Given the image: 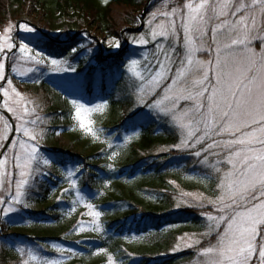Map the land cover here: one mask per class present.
<instances>
[{
	"label": "snow or ice",
	"instance_id": "6c2138e0",
	"mask_svg": "<svg viewBox=\"0 0 264 264\" xmlns=\"http://www.w3.org/2000/svg\"><path fill=\"white\" fill-rule=\"evenodd\" d=\"M149 16L148 30L132 36L130 42L140 48L153 43L154 50L149 55L141 51L140 58H135L134 50L124 64L137 105L149 110L134 111L130 117L132 135H139L138 118L150 120L155 116L156 120L170 124L180 135L179 143L173 148L188 152L197 158L196 163L210 170L202 179H212L215 174L219 191L215 199L193 197L195 202H189L188 207L201 210L205 231L199 237L192 234L179 239L183 246L195 248L204 258L199 264H264V0H161ZM17 28L34 34L33 39L38 37L37 30L26 23ZM11 31L9 26L0 36V81L9 85V88L0 85V90L5 97L10 91L13 95L15 106L6 103L5 107L19 122L14 131L21 138L12 142L11 157L7 156V149L0 152L3 157L0 169H5L7 163L12 165V170L0 171L3 217L19 212L21 209L16 205L24 209L31 206L29 200L36 187V176H47L42 166L54 163L39 148V140L43 138L39 125L44 121L36 114L35 107L29 110L26 106L36 102L22 97L6 76V65L15 70V62L25 58L39 65L43 61L36 58L44 54L27 42L17 45ZM108 44L116 49L122 46L118 39H110ZM14 48H18L19 56L13 52ZM69 51L76 54L78 49L70 46ZM87 52L91 53L92 49L88 47ZM44 59L53 71L79 76L72 63L75 56L64 60L44 56ZM36 72L43 75L38 67H29L21 75ZM38 81L39 76L32 79L33 83ZM78 87L84 84L78 82ZM71 104L75 109L72 118L79 128L93 140L99 139L102 130L94 128L90 117L102 111L107 101L89 107L73 99ZM29 116L34 118L28 119ZM131 138L124 137L125 141ZM108 147H113L111 142ZM117 155L112 151L109 159ZM82 169L83 165H75L64 172L70 187L75 189L74 204L85 199L77 179L73 178L82 176ZM209 205L215 214L205 210ZM85 206L94 220L101 217L102 212L93 204ZM83 230L81 222L78 231ZM93 230L101 231L100 225L95 224ZM182 245L178 243L174 251ZM17 251L21 257H27L21 264H61L37 255L33 249ZM108 264H116L113 257H108Z\"/></svg>",
	"mask_w": 264,
	"mask_h": 264
},
{
	"label": "rangeland",
	"instance_id": "374dc122",
	"mask_svg": "<svg viewBox=\"0 0 264 264\" xmlns=\"http://www.w3.org/2000/svg\"><path fill=\"white\" fill-rule=\"evenodd\" d=\"M160 3L161 0H151L144 16H141L140 14L137 15L134 28L132 29L135 30L140 27L138 32L124 33L123 36L120 35L118 37L102 38L95 36L84 26L83 20L72 11H69L68 14H65L64 16L54 17L53 21H48L47 18H44L41 15H33L34 12L29 15L27 13L29 11L28 7L24 6V8L19 9V5L17 4L9 10V13L4 18L0 19V36L4 35L5 29L12 26L10 35L17 45L21 41L27 42L30 47H34L35 50L41 51L46 57L64 60L65 57L75 56L72 63L76 68L78 67V62L81 60H84V64H87V66L95 67L97 65L96 61L98 57L103 61L107 60L113 64L117 63V66L121 71L120 73H122L123 81H121V79L118 80V73L114 72L113 75L116 76L114 78V87L118 88L125 85L124 94H121L122 92H120L119 89L112 90V92H106L108 93L107 96H111V100L105 98L106 100L98 99L90 101L80 94L81 89L83 90V88L78 87V82L85 84L83 78L76 77V73L72 72L64 73L53 71L49 61L45 60L44 56L36 58L43 61V63L39 65L27 62L26 58L19 59L15 62V70L6 65V76L8 79L12 80V87H14L26 100H34L36 102L35 105L27 104L26 106L29 110L35 107L36 114H38L44 121V123H40L39 125V127L43 129V138L39 140V148L44 157L50 159L54 163L50 166H42L43 170L48 173L47 176H36L37 183L36 187L31 191V197L29 200L31 206L29 208L24 209L21 205H16L17 208L21 209L19 212L11 213L9 217H3V215L0 214V264H21L22 259H26L27 257H21V254L17 251L19 248H24L26 250L33 249L37 255L47 259L60 261L61 264H64L71 258L78 257L77 253L79 252L84 253L83 249H89V252H87L89 255H86V261L88 264H108L109 256L113 257L116 264H128L135 260L136 254L133 253V251L140 246L141 242H144L145 240L147 241L149 237V234L136 233L135 231L137 224H139L143 218L141 215L131 217L122 233L123 239L119 241L121 242L120 247L122 249L119 248L114 251H110L109 245H112L114 242H111L110 239H114V235L117 233V227L108 230V224L114 219L122 217L123 213L127 210L134 209L132 208V205H135V202L141 203L145 207H149L151 204L161 202V200L164 201L166 195H168L169 201L171 202V208L167 213H196L199 214V217L198 224H192L193 229L184 228V230L174 238L170 243L169 252H164L159 255L166 253H194L196 255V260L190 264H199V261L204 259L198 255L195 248H187L183 246L179 238L182 236H190L192 234H196V236L199 237V234L205 231V220L201 215V210L194 207H188V203H194L195 201H193V197L198 196H204L211 199L216 198L219 191L216 188L217 180L215 174L212 179H202L204 174L210 170L196 163L197 158L188 154L186 151H178L173 148V146H164L156 153H167V155L171 157L172 163L175 162L176 157L181 155L179 156L180 158L176 160V165L170 167V169H172L170 171L178 169L182 176L181 178H183L184 181L196 185L198 189L211 188L207 191L212 194L211 196L194 191L186 192L181 190L180 186L177 187L174 182L169 181L167 182L168 185L158 193H151L146 191V189H141L143 191H140V196H135V199H132V197L130 198L129 196L130 186L127 184L131 183V180L129 181L125 178L128 181H124L122 180L124 178L123 176H120L121 180L116 178L111 180L109 176H102L100 172H97L99 177H96L94 180L99 182V186L95 189H91L88 183H85V174L86 167L89 168L92 164V159L86 158L88 152H83L84 148L81 144L73 143L72 139L69 137L70 135L67 133L69 131V128L67 127L68 124H71L70 126L75 130L82 131L77 122L72 118L75 109L71 104V100L79 99L89 107L92 106V104L107 101V106L103 108L102 111L92 113L90 118L94 121V128L102 130L100 137L97 140L108 138V143L111 142L113 145L112 148L107 147L108 152L105 156L107 165H102L108 172L109 170L113 171L115 161L119 158L118 156L122 152L121 149L128 145L136 135H132L133 130L131 129L127 131L120 129L122 130L121 133H118V130L109 132L107 127H110L111 125L106 124L109 123L107 121L118 117L124 118L126 114L130 113V110L127 112L126 110L124 112L122 110H114L111 103L113 104L115 101L125 98L129 99L133 104V111H149L147 108L137 105L136 97L133 95L129 86L130 74L126 72L124 64L128 61L134 50L136 52L135 58H140L141 51L145 55H149L151 51L154 50L153 43H149L143 48H140L132 45L130 40L132 36L144 33L148 30V21L150 19L149 13L154 11ZM25 23L33 26L37 30V39H33L34 34L25 33L17 28V25ZM110 39H118L122 45L121 48L116 49L110 47L108 44ZM44 42H50V44L46 46ZM255 43L258 47L259 41H256ZM81 44L86 47L80 48L79 46ZM48 46L63 47L65 48V54L60 56L50 54L47 48ZM70 46L76 47L78 52L76 54H71L69 51ZM88 47L92 49L91 53L87 52ZM13 52H16L17 56H19L18 48H14ZM32 55L34 56V52ZM9 56H11V53H9ZM8 63L11 64L12 61H9ZM29 67H38L41 72H43V75H41L40 72L28 73L26 76L21 75V73L27 72ZM36 76H39V81L33 83L32 79ZM95 79L94 87L97 94H99V89L96 85L98 84V80H102L101 74H96ZM107 79L110 80L109 75L107 76ZM43 83H47L49 87L44 85L45 88H40V85ZM0 85H3V88H9V85L4 81H0ZM57 93L61 94L58 95ZM0 96V117L3 118L0 119L1 152L12 133L11 125L5 114L9 115L12 119L14 129L18 126L19 122L16 120L13 113L8 111L5 107L6 103L15 106L11 91L9 96L5 97L3 91L0 90ZM64 98L67 99V101L64 100ZM15 99L19 100V98ZM24 106V103L21 102L20 107L23 108ZM54 108L57 110H54ZM27 118L31 119L34 117L29 116ZM152 118H155V116ZM6 124L7 128L5 127ZM137 130L139 131V129ZM174 130L175 132H173V134L175 138H177L176 144H178L180 141V135L178 130L175 128ZM57 131L60 132L59 135L56 134ZM82 133L88 135L84 131H82ZM106 133L108 135H106ZM13 134L14 135L6 148V154L8 157H11L12 155V142L21 138L19 132L14 131ZM126 135L131 136V140L125 141L124 137ZM88 136L91 137L90 135ZM117 136H119L118 140L116 139ZM24 139H27V137H24ZM165 149L166 151H164ZM112 151H116L118 155L109 159V155ZM73 153L77 154L75 158L71 156ZM2 158L3 157H0V159ZM75 165H83V175H78V178H73L77 179V186L80 188L85 199L84 201H79L74 204L73 201L77 200L75 189L70 187L69 182L65 179L64 172L66 168ZM5 169L12 170L11 163H7ZM5 169H0V171H4ZM114 175L117 176V173ZM12 178L16 179L18 177L13 176ZM119 181H122L124 185H117ZM65 189H68V191L66 192ZM184 193L190 195L186 196ZM0 195H3V193L0 192ZM129 198L131 200H129ZM86 203L93 204L96 210L102 212V215L98 220H94V218L89 215L88 208L85 206ZM178 204L180 207H177ZM205 210L213 211L214 213L211 205ZM49 217H56L58 223L63 221L64 226L61 228L54 226H44L40 228L38 225L48 224V222L45 221L49 220ZM38 220H41L42 222L37 223L36 225L35 221ZM81 222H83L84 230L78 231ZM95 224L100 225L101 231L93 230ZM175 229L178 230L180 227L176 225L168 226L161 229L159 233L167 235ZM35 230L39 231L37 235H33L32 233V231ZM189 231L191 232L189 233ZM87 239L89 241H98L101 239L100 241L109 243L101 245L98 242H89ZM178 243L182 246L179 250L174 251V248H176ZM203 243L206 244L207 240L205 239ZM201 246H203V244ZM57 249H62L64 251L60 252L57 251ZM99 249H104L105 251H98ZM130 249L133 250L132 253L126 255L123 252V250L129 251ZM83 256L84 255L80 256V258ZM32 264H35V262H32Z\"/></svg>",
	"mask_w": 264,
	"mask_h": 264
},
{
	"label": "trees",
	"instance_id": "16d2710c",
	"mask_svg": "<svg viewBox=\"0 0 264 264\" xmlns=\"http://www.w3.org/2000/svg\"><path fill=\"white\" fill-rule=\"evenodd\" d=\"M146 1L147 0H0V19L4 18L9 13V10L17 4L19 5V9L24 8V6L28 7L29 11L27 13L29 15L34 12L33 15H41L47 18L48 21H53L54 17L64 16L68 14L69 11H72L83 20L84 26L95 36L102 38L118 37L124 29L134 28L137 15L142 13ZM125 33L128 34L129 32L125 31ZM44 44L47 46L50 42H44ZM47 48L50 54H54L55 56L65 54V48L63 47L48 46ZM96 64L95 67H90L84 64V60L78 62L77 71L79 76L76 75V77L83 78L85 81L81 93L91 95L95 89V75L101 74L102 80H98L96 86L101 94L100 96L90 99V101H94L97 98H107V100H111V96H107L106 92H112V90L115 89H119L120 92H122L121 94H124L125 85L118 88L108 87L109 84H115L114 78L116 76L113 75L114 72L118 73V80L121 79V81H123L122 73H120L121 71L117 63L113 64L107 60L103 61L98 57ZM108 75L111 81L107 79ZM44 85L48 86L47 83H43L40 85V88H45ZM111 105L116 111L122 110L124 112L126 110L127 112L130 110V113L126 114L124 118L118 117L107 121L109 123L106 124L111 125L107 127L109 132L118 130V133H121L122 130H132V120L130 117L133 116L134 111L133 104L129 99L123 98L115 101L113 104L111 103ZM54 110L57 109L54 108ZM136 123L137 129H139V135L121 149L122 152L115 161L113 171L109 170V172L102 166L107 165L105 156L108 152L107 147L109 139L103 138L101 140H93L88 135L82 133V131L75 130L70 126L71 124L67 125L69 128L67 133L70 135L69 137L72 139V142L81 144L84 148L83 152H88L86 158L92 159V164L89 168L86 167L85 174V183H88L91 189H95L99 186V182L94 180L96 177H99L97 172H100L102 176H109L111 180L114 178L121 180L120 176L124 177L122 179L124 181L131 180V183L127 184L130 186L129 196L130 198L132 197V199H135V196H140V191H143L141 189H146V191L151 193H158L168 185L167 182L169 181L174 182L177 187L180 186V189L186 192L194 191L210 196L212 195L207 192L211 188L198 189L196 185L184 181L178 169L170 171L172 170L170 167L176 165L175 162L181 155H177L178 157H176L175 162L172 163L171 157H169L167 153H156L164 146H173L176 144L177 138H175L173 134L175 130L170 124L165 123L162 119L156 120L155 118L150 120L138 118ZM106 135L108 134L106 133ZM76 155L77 154L73 153L71 156L75 158ZM115 173H117V176L114 175ZM117 185L123 186L124 184L122 181H119ZM130 198L129 200H131ZM135 203V205H132L134 209L127 210L123 213L122 217L114 219L108 224V230L117 227V233L114 235V239H110L111 242L114 241L112 245H109L110 251L118 250L119 248L122 249L120 247L121 242L119 241L123 239L122 233L129 223V220L131 217L141 215L143 220L137 224L135 231L136 233L149 234V237L147 241L141 242L136 250H123L126 255L132 253V251L136 254L135 260L128 264H190L196 260V255L194 253L159 254L169 252L170 243L184 230V228L193 229L192 224H198L199 214L167 213L171 208L168 195H166L164 201L161 200V202L151 204L149 207H145L141 203ZM57 221L56 217H49V220L45 221L48 222V224L38 226L40 228L44 226L61 228L64 226L63 221H61V223ZM35 222L37 225V223L42 221L38 220ZM174 225L179 226L180 229H175L167 235L159 233L161 229ZM190 232L191 231H189V233ZM32 233L33 235H37L39 231L35 230L32 231ZM100 240L101 239L98 241H89L87 239L89 242H98L101 245L109 243ZM83 251L84 253H77L78 257L71 258L64 264H88L86 255H89L87 253L89 249H83ZM82 255L84 256L80 258Z\"/></svg>",
	"mask_w": 264,
	"mask_h": 264
},
{
	"label": "bare ground",
	"instance_id": "6f19581e",
	"mask_svg": "<svg viewBox=\"0 0 264 264\" xmlns=\"http://www.w3.org/2000/svg\"><path fill=\"white\" fill-rule=\"evenodd\" d=\"M108 87L113 88V87H114V84H109ZM56 91H57V90H56ZM57 92H58V91H57ZM57 94L60 95L61 93H57ZM80 94H81L83 97L85 96V98L88 99V100H90V99L96 97L95 94H94L93 92L91 93V95H88L87 93H80ZM64 100L67 101V99H65V98H64ZM62 102H63V101H62ZM12 124H13V122H12ZM11 132H12L11 135L13 136V135H14V134H13V132H14V128L11 129ZM11 135H10V136H11Z\"/></svg>",
	"mask_w": 264,
	"mask_h": 264
},
{
	"label": "water",
	"instance_id": "95a60500",
	"mask_svg": "<svg viewBox=\"0 0 264 264\" xmlns=\"http://www.w3.org/2000/svg\"><path fill=\"white\" fill-rule=\"evenodd\" d=\"M150 2H151V0H147V3H146V8L143 10L142 16H143V15H144V13L146 12V9H147V7L149 6ZM139 30H140V28H139V29H137L136 31H139ZM128 31H131V30H130V29H128ZM0 100H1V98H0ZM11 138H12V135H11V136H10V138L8 139V141H7V143H6V145H5V147H4V149H3V151H2V152H4V151H5V149L7 148V146H8V144H9V142H10Z\"/></svg>",
	"mask_w": 264,
	"mask_h": 264
}]
</instances>
